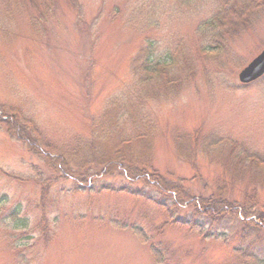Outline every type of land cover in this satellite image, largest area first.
Wrapping results in <instances>:
<instances>
[{
  "label": "rangeland",
  "instance_id": "374dc122",
  "mask_svg": "<svg viewBox=\"0 0 264 264\" xmlns=\"http://www.w3.org/2000/svg\"><path fill=\"white\" fill-rule=\"evenodd\" d=\"M180 3L0 0V116L30 120L41 145L52 146L38 157L0 124V264H161L153 246L162 264L253 262L235 253L236 217L212 225L184 202L179 216L226 241L206 239L172 224L162 204L174 198L151 185L117 175L74 179L85 166L95 176L97 163L131 161L180 184L184 199L206 198L237 148L264 159V78L245 87L238 80L264 49V10L227 39L226 53L206 57L196 33L216 8ZM148 47L176 61L139 90L132 65Z\"/></svg>",
  "mask_w": 264,
  "mask_h": 264
},
{
  "label": "trees",
  "instance_id": "16d2710c",
  "mask_svg": "<svg viewBox=\"0 0 264 264\" xmlns=\"http://www.w3.org/2000/svg\"><path fill=\"white\" fill-rule=\"evenodd\" d=\"M196 1L179 0L182 7L191 6ZM211 2V6H215L216 9L213 10L212 16L208 21L198 26L196 33L200 41L197 52L206 57L226 53L227 39L248 29L253 17H257L264 10V0H211ZM155 55L152 48H144L137 54L133 61L132 77H134V81L138 84L139 90H142L141 84L144 85L149 80L155 78L157 70L164 69L158 73L168 72L166 70L167 67L172 66V63L176 61V53L175 55L170 54L161 59H156ZM173 85L174 81L163 84L164 87H174ZM2 116H0V124L4 128L6 127L11 137L17 139L26 147H30L34 155L38 157H43L46 154L48 156L50 155L52 146L41 145L38 136L35 135L37 129L31 124L30 120L22 118V120L16 121L15 116L11 122L10 120L3 119L7 115L2 113ZM231 146L235 149L237 144H232ZM237 149L230 162L232 163L231 167L229 169L226 167L222 171L221 184H217L216 189H213L210 196L206 198L195 196L194 198L188 197L184 199L183 193L185 192L180 184L170 182L162 175L149 172L146 167H141V165L131 161L124 162L116 159L110 162L97 163L96 166L99 167V171L95 173V176L89 173L91 167L85 166V171L83 170V173L74 179L81 183L84 181H92L90 183H94L97 178L101 179L117 175L122 176L132 184H138L140 182L151 185L166 199L174 198L173 206L169 207L164 202L162 204L170 214L172 224L178 223L183 227L186 226L192 231H197L201 237L206 239L213 238L215 240L226 241L223 234L219 232L212 233L211 230L206 231V227L198 222L190 221L186 217L179 216L182 212L184 202L188 201V204L194 206L197 210L196 212L207 218L212 225L218 226L228 220L229 217H236L239 225L242 226V232H240L241 246L235 249V253L244 258L245 261L252 262L253 260L252 263L245 262L244 264H264V257L258 258V256L264 255V249L259 250L257 247L260 244L261 246L262 244L264 245V237L259 236L261 233H264V182L259 180V176H263L264 172V159L257 158L244 149ZM46 158L48 159L49 157ZM46 163L51 170L56 173H61H59L62 175L61 179L68 180L63 174V168L61 169L59 165L50 163L49 160ZM86 168L88 169L86 170ZM228 170L230 171L228 172ZM252 173L256 174L254 178L251 177ZM14 180L17 181L18 179L14 178ZM71 180H73L72 177ZM230 188L237 194L234 199L229 196L231 194L228 191L226 192ZM183 199L184 201H182ZM17 217V213L12 215L14 219ZM124 227L131 228L143 241H148V237L145 235L146 232L142 227L128 225V223ZM254 235L258 236V238L252 241L251 239ZM151 250L156 255L157 262L162 264L164 260L161 254L162 252L154 246Z\"/></svg>",
  "mask_w": 264,
  "mask_h": 264
},
{
  "label": "water",
  "instance_id": "95a60500",
  "mask_svg": "<svg viewBox=\"0 0 264 264\" xmlns=\"http://www.w3.org/2000/svg\"><path fill=\"white\" fill-rule=\"evenodd\" d=\"M264 78V49L256 56L250 64H248L240 74L238 80L241 85H252L256 81Z\"/></svg>",
  "mask_w": 264,
  "mask_h": 264
}]
</instances>
